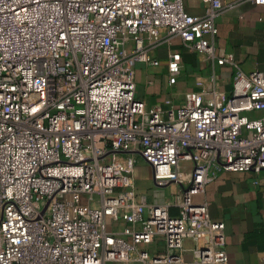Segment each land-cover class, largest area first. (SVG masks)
<instances>
[{
  "label": "built area",
  "instance_id": "built-area-1",
  "mask_svg": "<svg viewBox=\"0 0 264 264\" xmlns=\"http://www.w3.org/2000/svg\"><path fill=\"white\" fill-rule=\"evenodd\" d=\"M203 2L193 16L185 0H0V264H228L225 224L195 197L264 170V72L166 109L135 82L164 41L216 58L236 5ZM138 161L171 198L139 192Z\"/></svg>",
  "mask_w": 264,
  "mask_h": 264
},
{
  "label": "crops",
  "instance_id": "crops-1",
  "mask_svg": "<svg viewBox=\"0 0 264 264\" xmlns=\"http://www.w3.org/2000/svg\"><path fill=\"white\" fill-rule=\"evenodd\" d=\"M223 1L236 6L217 20L215 59L205 60L188 51L179 40H173L151 51L160 66L136 65L137 95L148 107L166 109L168 102L179 106L190 93L204 94L206 99L212 97V91L227 94L237 71L264 72V1ZM185 5L190 15L205 12L203 0H185ZM172 57L180 64L174 81L167 67ZM145 166L136 167V179ZM195 200L206 203L211 218L225 224L228 264H264V170L221 172ZM193 246L192 241H184L185 249ZM183 262L197 264L190 251L184 253Z\"/></svg>",
  "mask_w": 264,
  "mask_h": 264
},
{
  "label": "rangeland",
  "instance_id": "rangeland-1",
  "mask_svg": "<svg viewBox=\"0 0 264 264\" xmlns=\"http://www.w3.org/2000/svg\"><path fill=\"white\" fill-rule=\"evenodd\" d=\"M118 160L126 165V161L128 160V156L120 155L117 156ZM139 164H144L146 165L145 162L143 161H138L136 165L138 166ZM146 169H142V174L141 176L137 179V187L140 193L142 194H147L149 198L153 201H157L156 196H159V201L163 199H169L172 197V193L176 190V187L174 186H167L165 188H158L154 185V182L152 181V173L149 167L146 165ZM141 170V169H140ZM136 172V171H135ZM122 228V227H121Z\"/></svg>",
  "mask_w": 264,
  "mask_h": 264
}]
</instances>
